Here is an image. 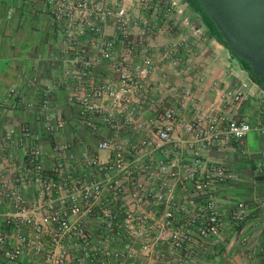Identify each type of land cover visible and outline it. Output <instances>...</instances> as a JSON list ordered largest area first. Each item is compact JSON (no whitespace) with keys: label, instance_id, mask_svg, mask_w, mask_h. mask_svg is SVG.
<instances>
[{"label":"built area","instance_id":"built-area-1","mask_svg":"<svg viewBox=\"0 0 264 264\" xmlns=\"http://www.w3.org/2000/svg\"><path fill=\"white\" fill-rule=\"evenodd\" d=\"M47 4L62 28L69 61L63 83L77 91L70 100L76 113L43 116L54 144L48 166L39 134L27 125L10 130L20 137L21 151L9 152L7 167L0 168V198L8 205L0 212L5 264H18L25 252L43 264H125L145 253L158 264H188L197 244L219 249L228 226L245 247L242 226L254 208L237 202L222 215L216 193L229 169L206 154L241 147L251 132L264 136V103L255 124L228 108L194 107L186 117L166 106L139 115L156 68L151 41L164 31L195 29L186 16L188 1ZM102 70L109 75L97 77ZM261 89L238 82L221 96L226 105H239ZM73 125L84 132L64 139ZM100 127L114 136L101 137ZM261 157L255 173L264 176V151ZM32 187L29 203L25 191ZM246 257L228 264H264V247Z\"/></svg>","mask_w":264,"mask_h":264},{"label":"crops","instance_id":"crops-1","mask_svg":"<svg viewBox=\"0 0 264 264\" xmlns=\"http://www.w3.org/2000/svg\"><path fill=\"white\" fill-rule=\"evenodd\" d=\"M200 30L204 31L198 44L202 48L194 55L181 53L175 44H179L177 36L166 31L151 41L156 68L150 76L149 95L143 99L140 117L146 118L154 109L166 106L174 107L178 114L186 117H190L194 107H213L221 111L228 108L229 114L244 120L250 118L255 124L261 118L264 89L261 93L254 92L258 95L247 96L239 105H226L221 96L224 89L238 82L255 89L256 82L249 74L247 80L243 79L231 68L228 47L211 33L205 23ZM62 37V28L53 22L47 0H0V168L7 167L9 152L21 151L20 137L16 133L10 136V130L18 131L24 125L39 134L45 164L50 165L54 144L44 131L43 116L50 113L71 119L76 113L70 100L77 91L63 83L69 61ZM155 47L159 50L156 51ZM182 59L188 63H182ZM194 60L200 63L193 65ZM240 71L248 73L242 66ZM108 75L109 72L102 70L97 77ZM10 90L14 94L9 93ZM44 101H47L48 109H44ZM83 132L79 126H69L64 139L71 140ZM98 132L103 138L114 136L104 127H100ZM86 136L93 138L89 134ZM263 151L264 136L251 132L241 147H221L206 154L209 160L224 161L229 169L230 177L216 193L222 215L226 216V211L237 202H243L254 210L242 226L243 235L248 240L245 247L240 244L237 233L233 234L228 226L219 249L207 243L197 244L188 264L248 261L249 251L264 247V176L255 173L256 165L262 162ZM99 154L104 156L107 153ZM25 193L28 202L32 203L35 199L33 187ZM7 209V203L0 198V212ZM158 262L152 254L145 253L133 261H125V264ZM0 264H5L1 248ZM18 264H43V260L25 252L19 257Z\"/></svg>","mask_w":264,"mask_h":264},{"label":"water","instance_id":"water-1","mask_svg":"<svg viewBox=\"0 0 264 264\" xmlns=\"http://www.w3.org/2000/svg\"><path fill=\"white\" fill-rule=\"evenodd\" d=\"M226 46L264 80V0H198Z\"/></svg>","mask_w":264,"mask_h":264},{"label":"rangeland","instance_id":"rangeland-1","mask_svg":"<svg viewBox=\"0 0 264 264\" xmlns=\"http://www.w3.org/2000/svg\"><path fill=\"white\" fill-rule=\"evenodd\" d=\"M186 16L191 20V24L195 26V29L186 27L185 29L180 30V32L173 33L171 35L177 36L178 41L180 42V45L178 44V50L181 51V53H189V54L194 55L196 52L201 51V48H202L198 46V44L204 35L203 34L204 31L202 32V30H200V27L201 28L204 27V22L200 14L194 11L188 5H187V10H186ZM201 21L203 22V24L201 23ZM227 49L228 48H226V50ZM231 56L229 60L231 68H233V70L239 75H241V77H243V79L245 80L248 79V74L251 77L249 72L247 73L246 71L245 72L240 71V66H242L240 60L232 54ZM181 62L185 64L188 63V61H186L185 59H182ZM192 62H193V65H198L200 63V62H197V60H194ZM259 91H260L259 93L262 92L261 90ZM255 95H258V93H256ZM245 120L247 122H251L250 118H246Z\"/></svg>","mask_w":264,"mask_h":264},{"label":"trees","instance_id":"trees-1","mask_svg":"<svg viewBox=\"0 0 264 264\" xmlns=\"http://www.w3.org/2000/svg\"><path fill=\"white\" fill-rule=\"evenodd\" d=\"M189 4H190V6L196 8V10L200 13L204 23L207 25V27L209 28L211 33L217 35L222 40V42L226 45L225 41L223 40V38L220 35V32L217 30V28L215 27V24L209 18V16L206 14V12L202 9L198 0H189ZM230 52L232 55L236 56L232 51H230ZM236 57L240 60L242 67L250 73L253 81L256 82L262 89H264V80L257 77L256 75H254L251 72V67L247 61L239 58L238 56H236Z\"/></svg>","mask_w":264,"mask_h":264},{"label":"flooded vegetation","instance_id":"flooded-vegetation-1","mask_svg":"<svg viewBox=\"0 0 264 264\" xmlns=\"http://www.w3.org/2000/svg\"><path fill=\"white\" fill-rule=\"evenodd\" d=\"M188 1V3H189V0H187ZM189 6H190V4H188ZM194 11H196V12H198L197 10H196V8H194V7H192V6H190ZM199 13V12H198ZM200 14V13H199ZM201 16V15H200Z\"/></svg>","mask_w":264,"mask_h":264}]
</instances>
